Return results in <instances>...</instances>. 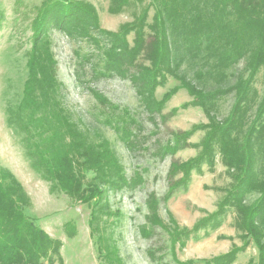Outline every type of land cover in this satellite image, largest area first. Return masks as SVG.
Segmentation results:
<instances>
[{"label":"trees","instance_id":"trees-1","mask_svg":"<svg viewBox=\"0 0 264 264\" xmlns=\"http://www.w3.org/2000/svg\"><path fill=\"white\" fill-rule=\"evenodd\" d=\"M128 9H134L133 19L112 32L101 27L96 8L88 2H43L33 21L27 79L16 106L30 136V156L52 194H64L73 203L91 208L87 224L101 264H121L117 248L101 228L106 224L103 217L109 215L107 197L137 188L143 180L138 174L128 179L109 140L93 139L70 118L50 40L52 30H58L96 49L94 65L102 70H94L95 76L104 73L129 80L151 121L157 116L163 119L165 104L181 89L192 98L182 107H198L205 113L207 124L177 132L159 147L162 159L188 147L197 150L194 158L171 164L168 178L181 177L169 184L164 200L188 190L193 173H203L204 166L214 171L218 156L231 183L216 189L224 193L216 211L194 228H180L169 215L170 237L176 244L217 230L232 212L242 246L210 260L177 263L234 264L253 245L257 257L241 264H264V90L255 88L261 71L264 81V0H109L111 15ZM90 59L85 57L88 63ZM169 78L178 85L160 100L156 92ZM93 95L114 117L111 125L124 145L135 150L140 122L130 111L104 104L97 92ZM230 95L233 104L220 118V100ZM198 131L204 132L203 138L189 143ZM158 204L157 197L150 195L147 218L152 225L161 223ZM30 207L21 183L0 165V264H64L63 242L27 214ZM66 230L70 238L75 236L74 226Z\"/></svg>","mask_w":264,"mask_h":264},{"label":"rangeland","instance_id":"rangeland-1","mask_svg":"<svg viewBox=\"0 0 264 264\" xmlns=\"http://www.w3.org/2000/svg\"><path fill=\"white\" fill-rule=\"evenodd\" d=\"M44 1L0 0V165L21 183L31 199L27 214L50 236L64 241L66 264H101L103 261L98 259L97 245L90 236L87 224L91 208L73 203L64 194L50 192V183L38 171L29 154L30 136L16 112L27 79L33 21ZM79 1L88 2L96 8L104 30L115 32L133 19L134 9L120 15L109 14V0ZM50 40L58 62V79L65 86L64 103L70 118L93 139L101 136L109 140L128 179L138 174L143 180L137 188L113 192L107 197L109 215L103 217L106 224L104 222L101 228H105L106 237L111 238L117 248L121 264L203 261L226 254L235 246L241 247L242 241L233 226L232 212L217 230L203 231L187 241L181 239L172 244L170 235L173 230L169 215L180 228H194L203 218L216 211L217 203L224 195L216 189L227 188L231 183L227 169L218 156L214 171L204 166L203 173H193L188 190H179L170 200H164L169 184L181 177L180 174L168 178L171 164L194 158L197 150L188 147L162 159L158 155L159 147L172 141V136L177 132H187L194 126L208 123L201 108L182 107L192 101L188 92L179 90L165 104L163 119L157 116L153 122L140 105L129 80L112 74H93L94 70L99 73L102 66L94 65L98 59L96 49L91 44L72 40L58 30H52ZM87 55L92 56V62L91 59L90 63L85 60ZM176 85L178 82L169 78L165 86L158 88V99L162 100ZM255 88L260 93L264 90L263 71L255 81ZM93 92L103 97L104 104L126 109L140 122L139 145L135 150H129L124 145L120 134L111 125L114 117L107 107L97 101ZM233 101V95L220 100V118L227 115ZM203 136L204 132L198 131L189 143L197 144ZM152 194L159 200L161 223L155 225L148 221L150 209L147 202ZM69 225L76 229L73 238L66 230ZM256 257L257 251L251 245L238 255L234 264L247 263Z\"/></svg>","mask_w":264,"mask_h":264},{"label":"crops","instance_id":"crops-1","mask_svg":"<svg viewBox=\"0 0 264 264\" xmlns=\"http://www.w3.org/2000/svg\"><path fill=\"white\" fill-rule=\"evenodd\" d=\"M61 241L63 242V247L61 249V256H62V259L64 261V264H66V259H65V256H64V252H65V249H66V244L64 243V241L61 239Z\"/></svg>","mask_w":264,"mask_h":264}]
</instances>
